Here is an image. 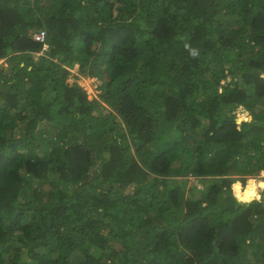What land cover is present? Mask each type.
<instances>
[{
    "label": "trees",
    "instance_id": "obj_1",
    "mask_svg": "<svg viewBox=\"0 0 264 264\" xmlns=\"http://www.w3.org/2000/svg\"><path fill=\"white\" fill-rule=\"evenodd\" d=\"M0 59V264H264V0H0Z\"/></svg>",
    "mask_w": 264,
    "mask_h": 264
},
{
    "label": "built area",
    "instance_id": "obj_2",
    "mask_svg": "<svg viewBox=\"0 0 264 264\" xmlns=\"http://www.w3.org/2000/svg\"><path fill=\"white\" fill-rule=\"evenodd\" d=\"M32 39L36 42L41 43L42 52H46L49 49V44L47 42V33L44 29H40V30L36 31L35 33H33ZM2 61L3 60H1V62ZM79 77L84 81V84H82V86L87 91V93L91 94L92 96H95L97 91H98V89H97V86L99 84L98 80L96 78H93V77H83L80 75H79ZM259 172H260V174H259V176H257L256 179L264 178V169L260 170Z\"/></svg>",
    "mask_w": 264,
    "mask_h": 264
},
{
    "label": "rangeland",
    "instance_id": "obj_3",
    "mask_svg": "<svg viewBox=\"0 0 264 264\" xmlns=\"http://www.w3.org/2000/svg\"><path fill=\"white\" fill-rule=\"evenodd\" d=\"M40 55H42V53H39ZM0 64L1 65H3L4 67H6L7 66V64H6V61H2L1 62V60H0ZM77 72V68L74 66L73 68H72V74H70L69 76H68V78H67V82H69V83H72L73 81H77L80 85H82V84H84V81L80 78V79H75V76H74V74L73 73H76ZM88 81V80H87ZM98 82H99V84H100V81L98 80ZM96 95H97V93H96ZM88 96H91V94H89ZM241 113H245V116L246 117H244L243 119L240 117L241 116ZM241 113H239L238 115H237V117H240L242 120L241 121H247V120H250V118L249 117H251V115L249 114V112H246V111H244V112H241ZM259 174H260V172H258V174H256L255 176H246L247 177V180L249 179V178H251V177H253V178H257V176H259ZM181 178V177H180ZM187 178H188V181H190L191 182V185H194L197 189H199V188H201L202 187V184H201V182L199 181V180H196V179H194V176H187ZM258 179H260V180H264V178H258ZM247 180H246V182H245V186H244V188L246 187V183H247ZM188 187V185L186 184V188ZM264 197L262 196V198H261V196L260 197H257V198H253V199H256V200H259V199H263Z\"/></svg>",
    "mask_w": 264,
    "mask_h": 264
},
{
    "label": "clouds",
    "instance_id": "obj_4",
    "mask_svg": "<svg viewBox=\"0 0 264 264\" xmlns=\"http://www.w3.org/2000/svg\"><path fill=\"white\" fill-rule=\"evenodd\" d=\"M48 44H49V43H48ZM47 51H48V50H47ZM47 51H46V52H47ZM39 53H44V52H42V47H41V51H40ZM79 78H80V77H79ZM79 78H78V79H79ZM93 78H96V77H93ZM96 79H97V78H96ZM97 80H98V79H97ZM98 83H99V82H98ZM98 85H99V84H98ZM81 86H82V85H81ZM82 87H83V86H82ZM97 92H98V91H97ZM86 93H87V91H86ZM87 94H88V93H87ZM88 95H89V94H88ZM91 96H92V95H91ZM246 112H247V111H246ZM260 190H261V195H260V196H261V198H262V196H263L262 194H263L264 191H263L262 188H260ZM259 200H260V199H259Z\"/></svg>",
    "mask_w": 264,
    "mask_h": 264
},
{
    "label": "water",
    "instance_id": "obj_5",
    "mask_svg": "<svg viewBox=\"0 0 264 264\" xmlns=\"http://www.w3.org/2000/svg\"><path fill=\"white\" fill-rule=\"evenodd\" d=\"M241 118H242V117H241ZM241 118H240V117H237V118H236V121H237V122H241V120H242ZM249 118L251 119V117H249Z\"/></svg>",
    "mask_w": 264,
    "mask_h": 264
}]
</instances>
